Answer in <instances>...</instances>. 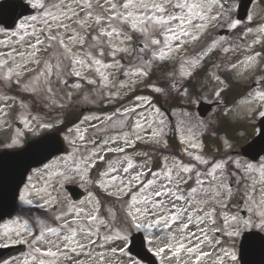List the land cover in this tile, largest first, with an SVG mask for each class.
<instances>
[{"label":"snow or ice","instance_id":"6c2138e0","mask_svg":"<svg viewBox=\"0 0 264 264\" xmlns=\"http://www.w3.org/2000/svg\"><path fill=\"white\" fill-rule=\"evenodd\" d=\"M29 3L33 9L38 10V14L21 23L18 31L12 33V36L20 37L16 47L0 52V81L14 82L20 91L47 99L45 106L49 109L59 99L56 89L60 84L67 83L69 75H74L81 81L87 80L89 84H96L98 81L94 77H99V81L107 87L111 75L109 70L119 69L135 84L137 80L150 76L154 62L173 64L172 70L167 74L171 89L177 95L183 93L187 96L188 90L180 88V80L191 78L201 61L215 49L218 42L213 41L211 46L202 45L201 50L191 58L180 54L187 51V46L200 41L208 28L221 20L225 15V11L221 9L230 11L221 0H29ZM248 19L251 20L252 17L249 16ZM238 24L239 21H230L229 27L236 28ZM258 31L264 33V25ZM134 33L140 38L137 57L143 63H134L137 57H133L125 67L120 64V60L129 53ZM11 43L7 40L0 41L6 49ZM229 51V48L223 49L225 53ZM42 53H47V56L42 58ZM140 53H150L151 59ZM258 55L259 53L249 56L246 65L252 67ZM108 56L112 57L111 63L106 61ZM229 66L234 68L235 64L230 63ZM29 72L32 76L22 82L21 78ZM13 77H16L15 81ZM120 87L127 88L128 84H121ZM168 87L164 83L154 87V91L165 94ZM216 94L219 96V92ZM0 99L7 101L9 97ZM253 99L264 105V92L258 93ZM136 100L140 103L104 119L85 117V120L111 122L115 116L126 118L128 113H135L140 107L151 106L148 97L137 96ZM5 107L11 106L5 104ZM153 111L159 113L158 108ZM6 115L7 112L0 107V117ZM260 115L264 117V111ZM141 119L144 123H137L136 129L146 133L147 129H151L148 138L159 143L163 136V119L156 122L149 121L147 116H142ZM31 121H37L39 127L45 129H54L57 124L62 123L58 119L54 121L51 116H33L31 120L25 117L24 123L29 130ZM0 123L3 121L0 120ZM153 123H158L160 127H153ZM90 126L97 127L95 124ZM68 132L69 136L65 139L71 137L69 142L73 151L57 158L55 164H45L41 174L49 173L54 181L61 184L79 179L86 186L96 185L108 196H115V201L105 211H101L99 200L98 207L92 212H86L84 208L75 205L65 208L67 201H62L54 184L46 180V186L39 189L37 194L45 193L48 197L45 203L49 206L61 207L50 218L53 222H58L57 226L44 225L40 229V235L34 238L36 243L43 241L51 245L47 249L33 248V252L38 254L32 258L35 264H54L61 256L64 257L65 264H82L79 259L82 255L87 257L90 264H127L123 259L125 247H121L120 242L129 241L133 231L141 233V236L133 237L132 243L139 241L140 250H143L145 243L149 245L148 251L159 257L161 264H202L205 260L209 264H225L226 261L236 262L237 255L223 248L215 252L219 241L211 240L209 233L225 232L226 228L232 229L226 232L229 237L240 235L248 228L264 232V161L258 165L249 163L243 166L234 161V175L238 179L232 181L225 177L227 161L221 159L213 163L202 155L189 151L202 150L200 144L192 142L195 136H191L189 139L181 138V142L187 145L184 150V155L189 158L187 163L173 159L169 165L166 158L157 171H152L145 161L137 171L129 159L122 168L109 164L98 176L90 177L89 173L97 167V161H108L104 155L88 149L80 128L75 129L74 136L73 129ZM134 139L144 138L137 134ZM90 142L94 147H101L94 140ZM18 143L17 136L7 146L13 147ZM108 143L114 144L116 141H103V144ZM124 145L134 147L133 139L125 138ZM225 145L231 147L227 141ZM114 150L125 153V147ZM58 151H62V148L53 135L28 145L24 152L16 155L28 154L30 158L43 160ZM209 165L211 166L207 167ZM199 166H206L205 170H201ZM37 171L41 172L39 169ZM149 174L152 178L146 179ZM246 177L251 182L245 185ZM233 183L236 185L235 191ZM49 187L52 192L48 191ZM89 198L90 201L95 199L91 191ZM20 199L25 204L32 203L23 195ZM230 204L236 205L235 213ZM244 205L252 212V218L245 219L239 215ZM257 208L261 210L257 212ZM101 230L103 235L100 234ZM16 235L19 236L20 233L17 232ZM52 237L55 239H51ZM98 239L103 243L97 244ZM257 241L264 246V238L256 234L248 236L242 249ZM90 245L92 251H88ZM205 247L211 251H205ZM96 248L102 251H96ZM128 250L131 251L130 248ZM117 253L120 255L117 256Z\"/></svg>","mask_w":264,"mask_h":264},{"label":"rangeland","instance_id":"374dc122","mask_svg":"<svg viewBox=\"0 0 264 264\" xmlns=\"http://www.w3.org/2000/svg\"><path fill=\"white\" fill-rule=\"evenodd\" d=\"M27 1L29 2V0ZM225 1L228 0H221V3H224ZM229 2H231V0H229ZM230 5L233 9L234 6L232 5H234V3L231 2ZM231 8H228V10L231 11ZM221 11L226 10L221 9ZM37 14L38 10H36L33 14L23 16L18 21L14 29L8 30L0 27V41L7 40L12 42L7 49L3 44H0V52L10 50V48L17 46V42L19 41L20 37L19 35L12 36V33L14 31H18V27L21 23L29 20L31 16H35ZM249 16L252 17L251 20L248 19ZM230 21L238 20L235 19V17L231 16L229 11H226L225 15L219 22L208 28L207 32L204 34L206 36H202L200 41L187 46V51L180 54L182 56L191 58L195 52L201 50L202 45L206 44L207 46H211L213 41L218 42L215 49L209 52L208 55L204 58L205 62L203 63L204 60L201 61L200 67L196 70V72H198V75L196 74V72H194L193 76L191 77V79L196 78L197 80L200 78V83L194 88V92H188L187 96H185L183 93L179 94L180 98L182 96L185 102L184 106H174L173 108H170V110L169 106H166L163 100L160 99L158 102L155 101L152 98V95L149 94V91L145 90V87L141 89L138 86V83L144 80V78L139 79L135 84H132L130 82V78L128 76H125L123 71L119 69L109 70L111 72V75L109 77L110 83L107 87H105L99 81V77H94L98 82L96 84H91L93 86H89L86 85V83L88 84L87 80L81 81L76 76L69 75L67 77V83L60 84L56 89L59 93V99L56 100L51 109L45 106L48 103L47 99L41 96H36L27 92L20 91L14 82L9 83L7 81H0V97H9L7 101L0 99V107H3L4 111L7 112L6 116L0 117V120L3 121V123H0V137L3 140L2 145L7 146L11 144L12 139L16 138L17 136L19 138L18 144H20L23 141V138L28 135L33 136L46 130H50L39 127L37 121H31V130H29V127H26L24 123L25 117H28V119L31 120V117L33 116H39L41 118L51 116L54 121L57 119L62 121V123L57 124L56 127L57 130L61 132L64 139L65 137L69 136V129H73L72 135L74 136L75 129L78 127L85 135V143H87L88 149L97 151L100 155L105 156L108 163L97 161V167L95 168L97 169V172L95 171L89 173L90 177H96L102 171H104L109 166V164L115 167L122 168L123 164H126L127 160L129 159L132 161L137 171L140 170V168L145 164V161H147V165H149V160L147 157L148 154L157 153L156 150L166 145V134L172 129L176 133L178 140L180 141V146L184 151L187 145L181 142L182 137L184 139H189L191 136H195V139L192 142L200 144L203 148L201 134L206 128V123L208 121L210 123H216L219 120L218 117H220L221 115H226L231 119L246 118L249 120H255L260 115V112L264 111V105L253 99L258 93L264 92V80L261 79V76L263 78L264 71V56L262 52L264 51V33L258 31L259 27L264 25V8H262L260 4L255 1L252 3L248 11L246 20L239 21V24L236 28L229 27ZM222 26L229 27L230 32L227 35L219 36L215 32L217 28ZM249 29H251V31H248ZM139 40L140 38L138 34L134 33L133 40L129 45V53L125 55L124 59L120 60V64L127 67L129 60H132L133 57H137V52L139 51ZM224 48H229L230 51L225 53L223 52ZM133 49H136V51H133ZM257 53H259V55L256 56L253 66L248 67L245 63L248 60V57ZM140 55H147L148 58L151 59L150 53H140ZM41 56L42 58H44L47 56V53H42ZM106 61L108 63H111L112 57H106ZM134 63L140 64L143 63V61H140L137 57ZM156 63L159 64L161 62H154L152 66H154ZM230 63L235 64V67L231 68L229 66ZM172 68L173 64L171 62H168L167 68H164L163 70L158 72L156 79L149 86V89L154 92V87H159L162 84L167 83L169 87L165 90V93H167L166 95L168 96V99L170 97L173 100V98H175V95L176 97H178V95L175 90L171 89V82L167 79V74L172 70ZM257 68H260L261 70L259 74L254 75V71ZM4 71L7 72V69H5ZM224 72L231 74L233 78L240 80L241 82L249 83L251 80L255 79L256 84L254 83V85L246 93L245 97H242L235 103L230 104L228 100L229 98H227L225 96L226 94L223 92L226 85L224 77L222 76ZM31 76V72L27 73L21 78L22 82L27 81ZM216 77H219V79H216ZM15 79L16 77H13V81H15ZM82 82H84L85 84H82ZM186 82L187 80H180V88H186L184 87ZM121 84H128V87L122 89L120 87ZM77 85H79V87H77ZM132 89L140 90H137L129 98L122 100L121 98ZM217 92H219V96H217ZM137 96L148 97V99L151 100V106L140 107L137 109V112L128 113L126 118L115 116L113 117V120L111 122L104 120V123H100L99 121L92 119L85 120V117H100L101 119H104L105 117L110 116L113 113L118 112L119 110L130 108L135 104H139L140 101L136 100ZM199 100H216L218 102V105L214 106L204 119H200V123L197 121V118L191 108L192 106L194 107ZM5 104L10 105L11 107H5ZM61 104L63 106L59 107L58 105ZM154 108H158L159 113L153 111ZM167 113L170 114V117ZM71 114H73L74 116L70 117ZM142 116H147L148 120L153 122L163 119V136L160 139L159 143L148 138V136H150L151 129H147V133L145 131L136 129L135 125L137 123H144V121L141 119ZM73 120L75 121L74 124H68ZM81 121H84V123H81ZM17 123H20V128H17ZM91 124H95L97 127L93 128L90 126ZM153 127L158 128L160 127V125L158 123H153ZM145 128H147V125H145ZM189 130H191V132H189ZM137 134L144 139L135 140L134 137ZM95 136H98V138L100 139L99 143H96L97 145L101 146L100 148L94 147V145L90 142L93 141ZM129 137L133 139V143L135 144L134 147L128 148L124 145V139ZM70 139L71 137H69V139H65L66 143L68 144L67 153L73 151V147L69 142ZM109 140H115L116 143L103 144V141ZM221 141L222 149L224 152H226V154L215 160L204 156L201 149L200 152L199 149H189V151L197 154L200 153V155H202L209 161H212L213 163L221 159L227 161L228 164L225 169V177L230 178L232 181L238 179V177L234 175V173L236 172V165L235 163H233L234 161L240 162L242 166L249 163L258 165L261 161H264V158H262L256 162H251L246 158L240 156L239 153L232 154L233 150L238 149L236 148L238 146H235V142L230 141L223 136H221ZM225 141H227V143L231 145L230 148L226 147ZM77 143L79 144L80 142L77 141ZM138 143L143 145H150V149H152V151L138 149L136 147ZM118 147H125V153H120L114 150ZM102 149H113V151H103ZM81 151H83V148H81ZM67 153L52 158L46 164H49L50 162L55 164L57 158L66 156ZM139 153L142 155L147 153L146 156H144V159L141 158L140 163L137 162L138 160L136 156ZM173 159L183 160L185 163L189 161V158L184 154L183 157L170 156L167 157L169 165H171ZM118 161L120 162L119 164L117 163ZM163 162L161 161V164H163ZM192 163H195V161H192ZM44 165L30 172L27 182L21 189L20 197L23 195L25 199L31 200L32 203L30 205L25 204L19 197L18 207L20 208V210L15 218L0 225V245L25 241L28 237H31V239H27L28 244H31V246L25 254L15 258L13 261L5 262L3 264H35L32 258L34 256H37L38 254L33 252V248L40 247L41 249H47L51 247V245L44 243L43 241H41L40 243H36L34 241V238L40 235L41 227H43L44 225L51 226V224H54L53 227H56L58 224V222H53L50 218L54 214H56L61 205H57L55 208L49 206L45 203V201L48 199L47 195L43 192H41L39 195L37 194V191L39 189L46 186V180L54 184V187L60 193L61 200L67 201V204L64 205L65 208L75 205L76 207L84 208L86 212H92L98 207L97 200H99L101 211H105L112 206L111 202L115 201V196H108L107 193L103 192L96 185L86 186L79 179L65 181L63 182V184H61V182L59 181H54L49 173L41 174ZM210 166L211 165L207 167ZM205 167L206 166H200L201 170H205ZM38 169L41 170V172H38ZM151 178L152 177L150 174L146 177V179ZM250 182L251 181L246 177L244 184L246 185ZM66 183L79 185L80 188L85 190L84 196L78 200H72L68 192L64 188V185ZM235 188L236 185L233 183V191H235ZM241 188H243V185H241ZM257 188L259 189V185L257 186ZM48 191L52 192V188L49 187ZM89 191H91L93 197H95V199H91V201L89 198ZM53 195H55V192H53ZM257 195H259V191ZM32 207H37L40 210H43V216L39 215L38 213H32ZM117 207H119L118 202ZM230 208L233 213L237 211L235 204H230ZM244 209H246L248 215L243 218H252L253 214L252 212H249L247 210V205H244ZM260 210V208L256 209L257 212H259ZM221 215H223V213H221ZM239 215L241 214L239 213ZM32 223L36 225L38 232L33 233ZM231 230L232 229L226 228L225 232L209 233V238L211 240L219 241V245L215 248V252H219L220 249L223 248L235 252V254L237 255V242L239 235L232 237L227 236L226 232ZM17 232L20 233L19 236L16 235ZM100 234H104L103 230H101ZM51 239L55 238L52 237ZM101 243H103V241L98 239L97 244ZM127 244L128 241L120 242V246L125 247V255L123 256L124 261H126L127 264H132V261H135V264H143L142 262L128 254ZM148 247L150 246L148 245ZM204 250L211 251V249L208 247H205ZM88 251H92L91 245L88 247ZM96 251H102V249L96 248ZM116 255L119 256L120 254L117 253ZM43 259L49 261L52 260V258ZM79 259L82 261V264H90L86 256L82 255L79 257ZM158 259L159 264H161L159 257ZM184 259L185 261H187V257H185ZM54 264H65L64 257L61 256L57 258ZM202 264H209V261L205 260L204 262H202ZM225 264H239L238 258L236 262L226 261Z\"/></svg>","mask_w":264,"mask_h":264},{"label":"water","instance_id":"95a60500","mask_svg":"<svg viewBox=\"0 0 264 264\" xmlns=\"http://www.w3.org/2000/svg\"><path fill=\"white\" fill-rule=\"evenodd\" d=\"M251 0H243L240 5L239 16L242 17L246 8ZM30 10H26V8L19 7L17 12L10 19H4L5 15L0 14V22L4 23L6 26H12V22L14 23L15 19L22 14L28 13ZM210 105L201 103L198 110L200 111V115H204V113L208 110ZM259 132L258 134L250 140L247 144L243 145L240 149L242 155L255 160L261 153L264 152V117H261L258 122ZM56 136L57 140L60 142V137L57 134H49L47 136ZM44 137L38 139L41 140ZM36 140V141H38ZM36 141L29 142L26 144L24 148L17 151H7L0 153V218L11 215L13 209L15 207V201L17 196V191L20 185L23 183L25 175L27 171L32 167L41 164L43 160L30 158L28 154L23 156L16 155L17 153L24 152V149L28 147V145L35 143ZM60 142V146H61ZM62 148V147H61ZM60 152V151H58ZM56 152V153H58ZM52 156V155H51ZM50 157V156H49ZM48 157V158H49ZM74 198L78 197L82 192L76 187L68 188ZM243 215L245 214L242 212ZM252 234H256L260 238H264L260 235V233L255 231L245 232L242 235L240 244H239V259L240 264H264V246H262L258 241L255 243H251L247 246L246 249H242V245L245 244L246 238ZM141 233H134L130 237V245L131 253L135 254L137 257L146 261L149 264H155L154 258L152 255L144 248L143 250L139 249V241H136L135 244L132 243L133 237H139ZM7 248L0 250V257L7 256L12 252L2 253L1 251Z\"/></svg>","mask_w":264,"mask_h":264},{"label":"trees","instance_id":"16d2710c","mask_svg":"<svg viewBox=\"0 0 264 264\" xmlns=\"http://www.w3.org/2000/svg\"><path fill=\"white\" fill-rule=\"evenodd\" d=\"M247 134H248V133H247ZM247 134H246V135H247ZM248 136H249V135H248Z\"/></svg>","mask_w":264,"mask_h":264},{"label":"flooded vegetation","instance_id":"af4514ba","mask_svg":"<svg viewBox=\"0 0 264 264\" xmlns=\"http://www.w3.org/2000/svg\"><path fill=\"white\" fill-rule=\"evenodd\" d=\"M249 24V23H248Z\"/></svg>","mask_w":264,"mask_h":264}]
</instances>
